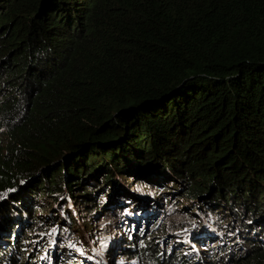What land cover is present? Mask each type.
<instances>
[{"label":"trees","instance_id":"trees-1","mask_svg":"<svg viewBox=\"0 0 264 264\" xmlns=\"http://www.w3.org/2000/svg\"><path fill=\"white\" fill-rule=\"evenodd\" d=\"M154 190L212 220L159 247ZM112 207L131 264H264V0H0V264L95 262Z\"/></svg>","mask_w":264,"mask_h":264},{"label":"rangeland","instance_id":"rangeland-1","mask_svg":"<svg viewBox=\"0 0 264 264\" xmlns=\"http://www.w3.org/2000/svg\"><path fill=\"white\" fill-rule=\"evenodd\" d=\"M163 194L164 193L161 192L160 190L159 191L154 190V191H152V194L148 196L149 199L147 200V202H148L149 206H154L156 203L158 204V199L161 200L162 205H161L160 213L158 214V216L155 218V220H153L149 223V226H148L149 230L147 232H145V234L143 232V237L146 238V237L153 235L154 241L155 240L161 241L158 245L159 247L162 245V243L164 244L163 241H166L167 244L165 246H163V248H165L166 250H169L170 249V247H169L170 243L169 242H170V240L175 239V237H176L175 234H177V233H175V231H177L178 227L183 225V221H185L188 217L187 216H180L177 213V211H179L182 214L186 213V209H184L183 205H181V207L177 208V209H175L176 206H174V205L169 206L168 201L166 200V196L170 197V195L167 194L166 196H164ZM178 195H180V194H178ZM56 200H57L56 198H53L50 200V202H48V204L52 205ZM174 200H175V197L173 198L172 201L174 202ZM179 201H181V200L176 201L177 206L179 205ZM99 202H102V201L100 200ZM200 203H202V204L200 205ZM61 204H63V203H61ZM206 205L207 204L205 202H202V200H201V202L199 201V206L201 207V209L204 210V213H201L198 211V208H199L198 205H197L198 207L194 206L195 209H194L193 213H191V212L186 213V214L192 216L191 219H189V224H190L189 230L192 229V227H195L196 223H198L200 220H202V222L205 223L201 226L200 229H202L205 225L209 224V223H207V221L212 220L210 217L211 213H209V211L207 210V207H205ZM68 206L72 209V211L74 213L77 212L76 203L72 199L68 200ZM99 210H103L102 206L99 208ZM37 212H39V211H37ZM46 212H47V214H50L51 209L46 211ZM122 212L125 214L124 216L127 217V215H126L127 211L123 210ZM103 213H109L111 216L112 215L114 216V219H112V221H110V226H109L110 228L114 229L113 234H110L112 230H108V228L105 227L104 223L106 222V220H104V219L101 220V217H99V221L96 220L97 222H94V220L90 221L91 223H93L95 225V230H98L101 232H95V230H93V229L90 231V227L86 226L87 224L84 225L82 223V221H79L80 229H78L76 231H77V233H79V237H81V239L85 242V244L88 245L89 251L94 252L93 257L96 260L95 262H90L87 259H83L82 256H79L78 259H79L80 263L81 264H116V263H123V264L129 263V264H131L132 260L125 257L122 253V251H123L122 244L127 245L130 242V239H128V237H126V234L131 235V237L132 236L135 237V232L133 230L136 229V226H133V225H134V222L138 223L139 219H135V220H133L132 223H130L131 227H132V229H131L129 226L127 228V223L126 224L125 223L120 224V216L115 211V209L113 207H112V210L105 209V212H103ZM144 217L146 219V221H145V223H146L147 220L150 218H147L148 217L147 215H145ZM59 220L60 219L57 218V220L55 222V224H57V226H59ZM63 221H64V218H63ZM38 223L40 224V226L43 225L41 222H38ZM155 224H157V226L152 229V227ZM88 225H92V224H88ZM47 226H49V225H47ZM140 226L141 227L139 229H141V230L145 229L144 224H141ZM62 227L68 228V223L62 224L59 226L60 229ZM26 229H28V228H26ZM120 229H125V230H120ZM126 229L128 230V232L126 231ZM42 230H45V228H43ZM39 231L40 230H38V225L36 226L35 233L30 231L31 236L29 238V246L28 247H34L35 246L33 239H34V236H36V240L39 239V237L37 236L39 234ZM141 232L142 231H139L138 234L142 235ZM181 233H182V235H184V232H181ZM73 234H74V232H73ZM163 234L166 237H163ZM112 235H113V237H112ZM65 236L67 237V239H70V237L72 236V233L67 232V233H65ZM98 238L101 240L102 239L103 240H105V239L111 240V243H109V245H108L109 247L106 245L108 247L107 251H109V253H106V252L104 253L99 249L100 243L96 240ZM112 238H114L116 240L112 242V240H113ZM122 239H124V241H122ZM189 240H190L191 244H193L194 246H196V248L199 249L198 243H195L196 239L191 238ZM181 243H184V244L179 245L178 250H182V248H185L184 251H187L188 246L186 245V242H184V239ZM113 244L115 245V248H114ZM39 245L40 244H37L36 246H39ZM44 246L47 247L46 250H48V251H47V253L43 252V254H44L43 258L46 256V254L49 255V250L52 249L51 244H45ZM59 246L62 247V249L64 248L63 247L64 244H62V243H59ZM65 248H66V246H65ZM41 250H42L41 248H38L35 251V253L31 259H35V256L38 255V252ZM32 251H34V248L32 249ZM32 251H30V252H32ZM59 252H57L56 250H53V252H51V253H53V256L51 258V262H49L48 264H52L54 262V260L56 259V256L59 257ZM106 255H109V256L105 257ZM43 258L40 259L41 264H44V263H42ZM40 260H36L33 264H40ZM101 260L103 263H100ZM59 263L60 262H58V264Z\"/></svg>","mask_w":264,"mask_h":264},{"label":"bare ground","instance_id":"bare-ground-1","mask_svg":"<svg viewBox=\"0 0 264 264\" xmlns=\"http://www.w3.org/2000/svg\"><path fill=\"white\" fill-rule=\"evenodd\" d=\"M103 240V239H102Z\"/></svg>","mask_w":264,"mask_h":264}]
</instances>
